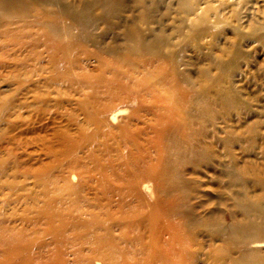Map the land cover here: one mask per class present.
<instances>
[{"label": "bare ground", "instance_id": "6f19581e", "mask_svg": "<svg viewBox=\"0 0 264 264\" xmlns=\"http://www.w3.org/2000/svg\"><path fill=\"white\" fill-rule=\"evenodd\" d=\"M260 60L264 0H0V128L64 121L0 135V264H264Z\"/></svg>", "mask_w": 264, "mask_h": 264}, {"label": "rangeland", "instance_id": "374dc122", "mask_svg": "<svg viewBox=\"0 0 264 264\" xmlns=\"http://www.w3.org/2000/svg\"><path fill=\"white\" fill-rule=\"evenodd\" d=\"M163 6V5H162ZM161 12H164V7H161ZM136 12H123L120 16L121 19H125L126 18V14H129L130 16H134ZM113 22H111V28L104 34L106 39V42L113 40H119L120 38H122V35L117 33L118 30H116V24L117 21L116 19H112ZM187 22V24L189 23V20H185ZM260 65H258L257 67H253L251 68V70L247 73V77L245 79V82L243 83V86L245 87V91L248 92L249 96L253 97V100L257 101L259 99H264V90H261V85H262V75H263V68H264V61L260 60ZM262 74V75H261ZM5 85V82H1L0 83V89L3 88V86ZM258 88V89H257ZM4 95H8V91H4L3 92ZM53 111V112H51ZM51 111H49V113H46L42 116H40V118H37L34 116V114H30L29 118L31 120L30 124L28 125L29 129L26 128V125H20L19 123L13 127L12 129H7L5 127V125L2 126V128H0V135H3L4 131H6L7 129V134L9 132V135H16V137H20L23 141L27 140V142H29L28 139H30L31 137H34L37 134L43 135V139L41 141H37V142H30L27 145V148H25V146L23 147L22 151L21 148L18 149V151L24 152V154H22V158H24L26 156L25 152H29L31 154V156H33L34 158H36L40 152L39 148L41 147V143L42 145L46 146L47 144L53 147H56V145H58V137L60 134V129H64V127L62 126L64 121H62L61 119L58 120L56 118H52V115H54V109H52ZM23 115H25V112L23 113ZM12 119L14 120H18V118L12 117ZM26 119V118H25ZM60 128V129H59ZM6 135V134H5ZM43 141V142H42ZM42 146V147H44ZM199 199V198H198ZM204 199V198H202ZM196 199L192 200L195 201ZM209 209H203V208H198V210H196V212L200 213V214H206L208 213L212 208H216L217 209V216H219L218 218H220L221 221L223 222H229L230 221V214H229V210L227 209L226 206H224V204L222 203H211V205ZM199 239L198 241H200V243H202V245H206L208 243H210L207 239V237H205L204 239L202 238H197ZM202 239V240H201ZM218 243V242H217ZM207 247V246H206ZM213 246H211L212 248Z\"/></svg>", "mask_w": 264, "mask_h": 264}]
</instances>
